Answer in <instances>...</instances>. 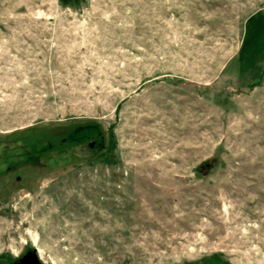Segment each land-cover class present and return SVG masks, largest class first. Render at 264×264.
<instances>
[{
  "label": "rangeland",
  "instance_id": "1",
  "mask_svg": "<svg viewBox=\"0 0 264 264\" xmlns=\"http://www.w3.org/2000/svg\"><path fill=\"white\" fill-rule=\"evenodd\" d=\"M264 264V0H0V264Z\"/></svg>",
  "mask_w": 264,
  "mask_h": 264
},
{
  "label": "water",
  "instance_id": "2",
  "mask_svg": "<svg viewBox=\"0 0 264 264\" xmlns=\"http://www.w3.org/2000/svg\"><path fill=\"white\" fill-rule=\"evenodd\" d=\"M19 261L10 264H40L39 260L37 259L35 253L30 252L29 254L25 255L22 258H19Z\"/></svg>",
  "mask_w": 264,
  "mask_h": 264
}]
</instances>
